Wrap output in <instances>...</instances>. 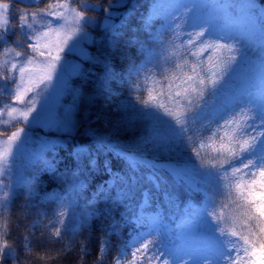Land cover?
<instances>
[{
    "label": "snow or ice",
    "instance_id": "snow-or-ice-1",
    "mask_svg": "<svg viewBox=\"0 0 264 264\" xmlns=\"http://www.w3.org/2000/svg\"><path fill=\"white\" fill-rule=\"evenodd\" d=\"M20 2L31 6L38 4L39 0ZM128 5L129 0H108L107 6L99 0H76L75 3L74 0H48L43 7L29 11L28 8L13 10L10 3H0V9H3L0 12V56L4 57L0 59V117H8L0 123L12 124L16 129L10 134L7 130L0 133L7 135V148L0 151V168L6 161L19 157L23 149L33 142V129L39 127L67 136H72L78 129L82 93L72 88L71 82L73 78L85 77V69L76 63L78 69L75 74L64 79L70 61L68 58L73 54L79 53L82 60L98 63L103 68L95 92L88 98L89 103H94L97 97L111 102L118 95L113 84H128L133 90L138 89L136 81L150 69H155L164 75L166 88L157 95L149 91L147 99L137 95L135 103L120 102L116 106L117 111L123 114L120 126L130 130L136 122L146 121L150 125L147 136L139 138L135 147L126 149L89 130L96 151L86 144L73 148L70 156L75 160L76 168L71 174L74 183L68 186V194L45 192L41 196L40 178L37 176L24 182L25 198L29 202L54 200L58 203L55 220L49 221L51 238H75L85 229H98L97 254L93 264H104L109 255L111 264H241L240 250L251 256L256 253V244L250 235L245 234L243 226L246 225L251 233V221L258 220L260 243L264 247V106L253 99L244 100L238 96L224 99L221 95L222 85L244 55V44L238 37L219 34V25L214 22L198 24L193 21L190 17L195 4L165 18L152 14L157 5L156 0H151L150 11L141 17L147 38L132 40V44L138 46L143 61L130 63L124 71H118L110 59L93 57L84 45L95 42L88 29L98 20L95 13L103 11L101 28L109 45L115 47L123 34L122 29L137 7L134 0L131 7ZM120 8L128 10L124 13L114 11ZM11 11L15 16L8 14ZM229 12L234 23L241 16L264 19V4L260 0H246L243 13L236 7L230 8ZM13 19L17 23L13 24ZM13 34H17L15 43L20 51L7 46L8 36ZM165 35L170 38L165 39ZM9 53L14 55L10 57ZM58 91L59 103L50 104ZM66 93L73 97L67 106L61 103ZM257 98L264 102V90L258 93ZM20 124L23 126H16ZM206 131H211L212 136H204ZM194 136L213 140L215 156L207 160L195 159L200 152L198 147H191ZM148 145L159 151H171L184 145L193 154L192 163L198 172L191 175L196 178L188 179L189 171L185 168L178 182L188 194L203 192L204 199L199 204L186 203L183 215L176 218L175 224H169L170 216H165L164 207L154 206L153 193L142 189L139 183L144 179L161 191V172L177 179L170 169L145 158L142 149ZM61 147L67 148V144L57 139H43L36 158L48 151L55 155L56 149ZM199 147H204L203 142ZM105 150L122 159L127 170L115 171L111 160L105 159L103 175L107 178L96 184L85 208L76 212L75 196L83 195L89 188L94 179L92 174L101 175L98 161ZM142 168L151 171L147 176H141ZM44 171L54 173L55 165L46 162ZM237 176L240 180L234 184ZM247 176L252 179L246 187L244 177ZM221 181L226 182V188L235 186L248 201V208L242 215L231 216L230 227L227 220L226 226H221L220 221L224 217L215 211V201L205 191L207 186L218 185ZM20 183L16 181L17 185ZM256 185L261 188L259 203ZM137 192H140V200L133 203ZM4 196L7 199L0 200V208L11 203L15 193L7 192ZM162 196L163 204L169 209L178 206L174 193L163 191ZM109 200L111 207L97 206L101 201ZM120 206H123L122 211ZM193 208L201 212L193 215ZM37 225L38 222L32 227ZM185 230L194 234L192 238L196 242L189 255L182 254L183 239L180 236L173 239V233ZM67 250H56L55 255L51 254L52 250H46L47 259L44 261L57 259ZM79 251V264H87L85 257L91 251L87 241H81ZM24 252L28 255L31 249L25 245ZM19 255L20 250L9 243L5 232H0V264L6 261L18 264Z\"/></svg>",
    "mask_w": 264,
    "mask_h": 264
},
{
    "label": "trees",
    "instance_id": "trees-1",
    "mask_svg": "<svg viewBox=\"0 0 264 264\" xmlns=\"http://www.w3.org/2000/svg\"><path fill=\"white\" fill-rule=\"evenodd\" d=\"M0 2L10 3L13 10L25 8L35 10L36 7H43L44 4L48 2V0H41L38 2V4L31 6L21 3L20 0H0ZM75 2L76 0H74V3ZM99 2L104 4V6H107L108 4V0H99ZM128 7H130V4ZM116 10L124 13L127 8H120ZM89 14L91 15L92 13ZM10 15L15 16V12L11 11ZM95 15L98 17V20L93 27L88 29V31L93 34L95 42L91 44H85L89 50V53L93 57H100L101 59L107 57L111 60L114 67L118 71H124L130 63H138L143 59V56L138 52V46L132 44L133 39L144 40L147 38L144 31L139 28V25L135 19V14L129 18L127 25L124 29H122L123 34L119 38V41L115 47H111L109 45L108 37L101 28V21L104 17L103 11L95 13ZM117 20H119V18H117ZM12 23L15 24L17 21L13 19ZM17 34L9 35L8 41L10 43H15ZM16 47L20 49L19 46ZM81 62L85 69L86 78L76 77L73 78L71 82L72 88L82 93L77 116L78 120L80 121L78 129L72 136H67L55 131L50 132L41 130V128H37L43 132L45 131V134H52L58 137L60 141L67 144V148H57L55 155L51 151L47 152V155L49 156V160L47 162H51L55 165L56 171L54 173L49 174L48 172L44 171L46 164L43 163L45 162H38L34 166L32 171L33 178L37 176L40 178L39 191L41 196H43L45 192H54L62 196L68 194V186L74 183V178L71 174L76 168V162L70 156V153L76 145L86 144L91 148L92 151H96V145L93 141V137L85 130V122L87 121L86 119L91 121V125L95 126L96 131L100 133L110 132L113 134L115 138L123 142V145L126 149L133 145V141L136 139V137L145 133H149L150 130V125L147 126L142 121L136 122L134 127H132L130 130L120 126L119 124L123 114L117 111L116 106L120 102H129L128 94L130 91V86L128 84H113V89L118 95L114 97L111 102L106 101L103 97H97L94 103H89L88 98L95 92V85L98 82V77L103 74V68L100 64L94 63L92 61L81 59ZM141 94H143V92ZM141 99H144V97L141 96ZM72 100V95L66 93L64 102L66 103ZM16 126L18 127L19 125ZM5 130H7L8 134H10L11 131L15 130V127L12 125L9 127L0 125V133H3ZM203 135L210 136L211 131H206ZM0 136L7 135L0 134ZM200 139L202 138L194 136L191 147H198V141ZM159 153L161 158L167 157L163 152ZM175 153L181 155L183 158H193V154L188 146L182 145ZM148 154L155 156L154 152L152 151H149ZM200 156L202 157L203 155ZM105 159L111 160L113 170H127L125 162L122 159L114 157L111 153L106 152V150L105 153H101L99 155L98 161L101 168V175L92 174L94 179L92 180L89 188L83 193V195L75 196L76 212H79L85 208L87 205V200L91 198V194L95 190L96 184L107 178L105 175H103V162ZM148 171L149 170L147 168H142L140 175L147 176ZM160 175L163 177L161 191H157L150 182H147L144 179H141L139 183L142 189H148L153 193V205H160L164 207L165 216H170L169 221L172 224H175L176 218L178 219L183 213L182 209L184 208L185 204L190 201L196 203L200 202L204 197V194L203 192L188 194L186 193L184 186L181 185L172 175L164 172H161ZM80 178H83V176ZM210 190V186L205 188L206 192ZM163 191L175 194L178 205L175 209H169L163 204ZM25 193L26 189H17L15 191L14 199L11 201V203L6 204L0 209V232H5L9 243L14 244V246L20 250L18 264H79L81 259V253L79 251L81 241H87V247L91 250L90 254L85 257L87 264H93V262L96 260L97 254L99 235L98 229L93 231L85 229L81 233H78L75 238H71L69 236H64L62 239L51 238L50 233L52 229L49 227V221L55 220V210L58 207V203L54 200H33L29 202L25 198ZM113 195H115L114 192ZM139 200L140 192H137L133 203H138ZM25 204H28L29 206L25 207ZM97 206L99 208L111 207V201H101ZM119 210L122 211L123 206H120ZM171 215H175L176 217H172ZM37 222L38 225L33 228L32 225ZM25 245L31 249V252L28 255H25L24 252ZM63 248H67L68 250L57 259L48 260L47 262L41 260L37 255L38 253H44L46 250H52L51 254L55 255L56 250ZM5 264H12V262L6 261ZM104 264H111V255L105 258Z\"/></svg>",
    "mask_w": 264,
    "mask_h": 264
},
{
    "label": "rangeland",
    "instance_id": "rangeland-1",
    "mask_svg": "<svg viewBox=\"0 0 264 264\" xmlns=\"http://www.w3.org/2000/svg\"><path fill=\"white\" fill-rule=\"evenodd\" d=\"M41 1V0H39ZM137 7L134 10V14L136 15V21L141 26V17L146 16L150 11L151 0H134ZM4 3V2H0ZM133 0H129L130 7L132 6ZM260 3L264 4V1L260 0ZM195 4L196 8L191 14V19L198 24H203L206 22H214V24L219 25V34H223L229 37H238L242 40L244 44V55L240 58L232 73L230 74L227 81L222 85L221 95L222 98L227 99L233 96H238L241 99H253L254 102L258 103V105L264 106V102L257 98L258 93L264 90V19H249L246 16H241L234 23V18L231 16L229 9L232 7L238 8L242 13L244 12V6L246 4V0H156V7L153 8L152 14L158 15L161 17L169 18L173 13L180 11L183 7ZM31 11V9H28ZM128 10V9H127ZM126 10V11H127ZM3 9H0L2 12ZM114 11H117L114 9ZM125 11V12H126ZM10 15V12L8 13ZM12 16V15H10ZM119 22V20H117ZM157 28L160 27L159 24L156 25ZM144 31V30H143ZM90 32V31H89ZM91 33V32H90ZM145 36L147 37V33L144 31ZM93 36V34L91 33ZM165 39H169L170 37L165 35ZM16 41V40H15ZM179 42V41H178ZM8 47L14 48L16 51H20L17 43H10L8 41ZM84 48L89 53V50L86 45ZM30 51V50H29ZM77 51L83 53V50L77 48ZM14 53H9V56H13ZM207 55V54H205ZM3 56H0V59H3ZM80 54L76 53L70 56L68 59L70 60L66 66V75L64 79H67L75 74L78 69V65L76 63L82 64L80 59ZM143 59L139 61L137 64L142 63ZM187 70V69H185ZM167 75V73H165ZM136 83L139 84V88L133 90L130 87L129 91V102L135 103V97L139 95L140 97H144L147 99L148 92L151 91L153 95H157L162 88H166L164 75H161L159 71L155 69H150L144 76H141ZM143 92V94H141ZM59 91L53 95L50 104L59 103ZM66 95V94H65ZM64 95V97H65ZM146 95V96H145ZM64 97L62 98L61 103L65 106L70 105L72 101L64 102ZM6 100V98H5ZM8 117L5 115L4 117H0V121L6 120ZM85 122V130L89 132V130H93L96 136H102L106 138H110L112 141L119 143L122 147H124L123 142L118 140L111 134L110 132L100 133L95 130V126L91 125V121ZM144 124L149 126V123L146 121H142ZM15 123V122H13ZM1 126L9 127L12 124H3L0 123ZM23 125H19L18 127H22ZM39 128V127H37ZM33 129V142L29 143L22 151L21 155L17 157L15 160H8L4 163L2 168H0V200H6L7 198L4 196V193L14 192L19 188H24V182L30 181L33 179V169L34 166L38 162H46L49 160V156L47 152L43 153L40 158H36L39 156L41 149V142L43 139H57L58 137L50 134H45L43 129ZM16 130V129H15ZM14 131V130H13ZM51 132V131H50ZM149 133L142 134L133 141V145L131 147H135L139 138L147 136ZM212 136V133L209 137ZM215 139V138H214ZM7 140V136H0V151H3L7 148V144L5 143ZM203 142L204 147L200 148L199 144ZM213 140H202L198 141V148L200 155H203L200 158H195L199 160H207L211 157L215 156V153L212 151ZM125 148V147H124ZM178 149H174L171 151H159L153 150L150 145L145 146L142 151L146 159L150 161H154L160 163L165 168H168L172 171L173 175L176 176V180L178 181L181 176L185 173V168L189 171V176L187 177L190 180L195 179L196 177L192 176V172H198L196 165L193 162V158H183L181 155H178ZM149 151L154 152L155 156H151L148 154ZM163 152L167 157L161 158L160 153ZM177 154V155H175ZM182 162H186L185 164H180ZM148 174L150 173V169H148ZM258 178V177H257ZM252 177L247 176L244 177V183L247 187L248 183ZM19 180L21 183L19 185L16 184V181ZM240 178L237 176L234 180V184L239 182ZM224 181L219 182L218 185H210L211 190L207 191L215 201V211L222 217L223 220L220 221L221 226L225 225V220L228 221V226L230 227L231 216L234 214H243V211L248 208V201L245 200L241 191H238L235 186L232 188H226ZM6 185H10L11 187H6ZM256 193H257V202L259 203V193L261 192V188L259 185H256ZM204 194V193H203ZM247 195V192H244V196ZM204 197L202 198V200ZM201 200V201H202ZM200 201V202H201ZM192 202V201H190ZM198 202L197 204H199ZM189 203V202H188ZM1 209V208H0ZM192 214L196 215L201 212L200 209L193 208ZM183 213L181 214V216ZM179 219V218H178ZM169 224H172L169 221ZM253 226V231L251 233L248 232L247 226H243V230L246 235H250L253 242L256 244V253L255 256L246 255L243 250L239 252V258L241 260V264H264V247H261V237L259 234V225L258 220L251 221ZM239 227V226H238ZM193 233L185 230L183 233H173V239H176L177 236H180L183 239V248L182 254L189 255L192 254V248L195 246V241L193 240ZM236 239V238H233ZM179 242V240H177Z\"/></svg>",
    "mask_w": 264,
    "mask_h": 264
},
{
    "label": "clouds",
    "instance_id": "clouds-1",
    "mask_svg": "<svg viewBox=\"0 0 264 264\" xmlns=\"http://www.w3.org/2000/svg\"><path fill=\"white\" fill-rule=\"evenodd\" d=\"M37 255H38V257H39L41 260H45V259H47V257L45 256L44 253H38Z\"/></svg>",
    "mask_w": 264,
    "mask_h": 264
}]
</instances>
